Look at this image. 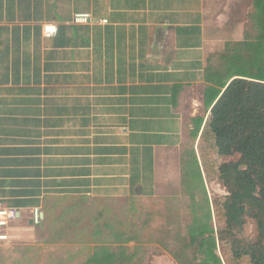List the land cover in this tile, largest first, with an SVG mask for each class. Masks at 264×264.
Instances as JSON below:
<instances>
[{
  "label": "crops",
  "instance_id": "crops-1",
  "mask_svg": "<svg viewBox=\"0 0 264 264\" xmlns=\"http://www.w3.org/2000/svg\"><path fill=\"white\" fill-rule=\"evenodd\" d=\"M245 3L0 0V201L19 210L12 240H52L56 209L87 200L177 199L196 159L206 180L200 138L218 81L234 74L228 44L246 40Z\"/></svg>",
  "mask_w": 264,
  "mask_h": 264
},
{
  "label": "trees",
  "instance_id": "trees-1",
  "mask_svg": "<svg viewBox=\"0 0 264 264\" xmlns=\"http://www.w3.org/2000/svg\"><path fill=\"white\" fill-rule=\"evenodd\" d=\"M254 4L257 10L250 17L262 30L256 41L228 44L223 57L234 74L218 81L224 90L211 108L199 144L205 177L217 178L230 191L216 203L223 226L216 231L210 222L198 219L188 225V244L198 247V262L189 264H222L218 243L229 240L235 259L249 257L253 264H264V0ZM235 155L238 160L218 166L212 158ZM196 164L194 176L204 182L197 159ZM249 218L257 224L254 240L239 238ZM134 256L125 245L103 246L82 264H125Z\"/></svg>",
  "mask_w": 264,
  "mask_h": 264
},
{
  "label": "rangeland",
  "instance_id": "rangeland-1",
  "mask_svg": "<svg viewBox=\"0 0 264 264\" xmlns=\"http://www.w3.org/2000/svg\"><path fill=\"white\" fill-rule=\"evenodd\" d=\"M256 10L254 0H246L243 16L247 21L246 38L253 41L262 30L249 16ZM239 157L212 158L218 166ZM205 179L200 182L193 175L191 192L188 188L183 196L173 200H87L82 207L57 208L51 225V233L56 234L52 240H12L2 250L0 264H82L101 247L120 245L135 253L125 264L197 263L198 247L197 244H188V225L197 219L204 220L218 231L223 220L216 203L221 204L230 193L217 178ZM257 235L256 221L249 218L239 238L254 240ZM233 248L231 240L218 243L216 252L222 264H253L249 257L235 259Z\"/></svg>",
  "mask_w": 264,
  "mask_h": 264
},
{
  "label": "built area",
  "instance_id": "built-area-1",
  "mask_svg": "<svg viewBox=\"0 0 264 264\" xmlns=\"http://www.w3.org/2000/svg\"><path fill=\"white\" fill-rule=\"evenodd\" d=\"M90 21H92V16L89 13H77L74 16V22L77 23H87ZM43 31L46 37H52L57 34L58 26L54 22H47L43 26ZM18 216L19 210L17 208L6 206L0 201V242H11V224L17 220ZM43 220L44 215L42 209L35 207L32 210V224L41 225Z\"/></svg>",
  "mask_w": 264,
  "mask_h": 264
},
{
  "label": "water",
  "instance_id": "water-1",
  "mask_svg": "<svg viewBox=\"0 0 264 264\" xmlns=\"http://www.w3.org/2000/svg\"><path fill=\"white\" fill-rule=\"evenodd\" d=\"M43 223H44V222H43ZM43 223H42V224H43Z\"/></svg>",
  "mask_w": 264,
  "mask_h": 264
}]
</instances>
